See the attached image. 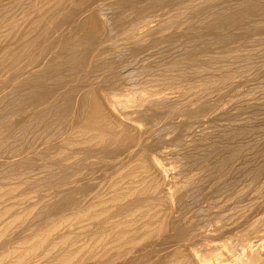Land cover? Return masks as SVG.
<instances>
[{"label": "bare ground", "instance_id": "obj_1", "mask_svg": "<svg viewBox=\"0 0 264 264\" xmlns=\"http://www.w3.org/2000/svg\"><path fill=\"white\" fill-rule=\"evenodd\" d=\"M230 3H234L236 4V6L231 7L232 5H230ZM164 4L176 5V9L178 12L175 14V16H173L170 22L167 20L169 23L165 19L164 22H166V25L165 23L161 24L160 21H158L156 25H151L153 21L149 20V18L147 17L148 14L159 11ZM216 14L222 16L218 18L216 17ZM263 15L264 0H0V144L3 146L7 143H10L11 145L13 144L12 142H14L13 145H15V143L17 144V148H6L4 150L3 154H6V156L5 158L3 156L4 159L2 161L5 164L3 166L5 167V170L7 172H20L22 175H20L18 178L21 179L25 174L24 171H26L27 169L30 170L32 167H35L37 165V161L45 159L44 157L47 155L52 156L51 159L55 158L54 155H62L63 161L71 156L74 157V155L84 156L89 153H96L101 157L112 154L119 157L125 154L126 156H128V158H132L133 155H135V152L131 151L132 147L128 142L136 141V143L133 144L140 147L142 146V141L149 140V137H154V140L151 138L153 140V143L150 148H158V150L160 151V153L158 154L167 155L168 151H165L164 149L166 148H164L163 146L161 147V145L164 142L166 143L164 137L165 134L168 133V130H171V132L173 131V133L175 132V137L173 138V140H175L178 146H175V149L178 148V150H175V154L178 152L176 156H174V158L176 157L175 159L184 160L185 158L188 159L189 157H194V154L196 156L194 159H196L197 162L192 161L193 165L195 163V173L193 171L192 164L190 163L191 160L190 162H188L185 159V161H187L188 163L187 165H189V163L191 164L190 168H192V170H190L189 172L193 173V175L189 174L191 177H182V175L179 174L178 176L181 177H178L177 174H175L178 181L172 182L176 179L171 180L172 176L168 172L169 168L165 169L167 167L165 166L164 168V166L161 165L158 160L153 159V156L150 158L146 157L147 155L145 154V149L140 147L143 150L136 152L137 157H135L137 158V160L134 157V164L136 163L134 168H132V166V169H130L131 171H129V173L127 170V176L122 174L123 177L126 176L124 177V179L121 178L123 181L119 180V178L122 177L121 175L118 178L116 177V180L118 179L120 181L117 182V185L119 184L118 186L120 188L117 187L115 182V186L118 188L117 193L118 191L121 192L115 194L114 199L111 195L112 192L110 190L109 191L111 193L109 194V196L104 195L106 197L108 196L109 199H111L109 201V199L106 198V200L108 199L110 203H113L111 201L116 200L114 203H116L117 201H123V203L125 204H121L120 207L116 205L117 209L116 212H114L116 213L115 217H117V219L119 220H116L115 223L112 222L114 223L112 224L114 225L113 228L110 227L111 229L109 228L110 230L108 229L107 232H105V227L101 226V228H98L100 229V232L103 231L102 228L105 229V231L102 232V235L98 234L97 236L99 237V239H102H100L101 242L99 241L100 244L98 243L99 247H96L98 244L94 239L93 240L96 244L94 242L93 243L94 245H96V248H94L93 244V246L86 243L84 244L86 245V247L88 245L90 246L89 248L93 247L97 250L98 255L95 254L94 256L97 255L96 257L92 255L94 258H97L92 264H138V259L144 257L147 259V261H149V258L151 257H148L150 256L148 254L151 253L156 246L160 247L161 251L163 252V255L160 254L162 255V258H160V256L158 257V259H162V261L159 260V262H162L163 264H264V142H261V140L259 139L260 137L262 138V136V139H264V134L259 136V138H256L258 140L253 141L251 139L255 143H252V141L250 140L251 142L249 141L248 143H244L246 145L241 144L242 146H238V144L235 143L237 145L235 147H233L232 145L227 146L226 144L222 143L224 141H218L221 138H217L218 140L216 141L215 138L211 139L210 136V139L205 138V136L203 137L195 131L196 129L194 127L196 125L194 126V124H197V127L198 125H201V119L199 118H201V116L202 118L204 117V110H206L204 109L205 105L201 104L203 106H198L199 104H197V102L200 99L196 102H191L190 99L185 100L181 98L182 96L179 97L180 94L178 95V93L175 95L171 92H164L163 90L156 94L153 93L154 95L152 94V97L150 95V97L153 99H149L148 97H138L135 100L130 101L131 105H127L124 104L125 102H121L120 104L122 108L121 106L120 108H130V113L127 114L124 112V110L123 112H119L121 110L120 108L117 109V111L119 110V113H117L113 100H110L111 97H109L110 99L107 97V95L101 89L102 85H99V82L103 80L104 77L107 81V78L109 76H112L115 79V76L120 77L119 75L133 76V74H136L137 71L134 68L136 67V65L140 66V62L141 64L144 63L145 43L147 41H150V39L152 42V39L154 38L155 40L153 39V43L160 49V46L164 43H175V45L177 43L178 45L181 44L180 46H183L181 40L186 43L187 41H189V37H193V39L195 37L194 41L201 42V44L204 43V46H222V49L226 50L227 52L228 48H225L226 45L228 43H231L236 38V36H232L233 33L231 32L241 31V36L245 35L248 37L247 33H249L250 31L248 25L251 24V21L261 19ZM124 19L125 22H123ZM182 19H184L183 22L181 21ZM195 22H198V24H195V26L198 25V27L194 26ZM181 23L184 26H187L185 30L173 35H162V33H164V30H174L177 28L179 29V27L182 25ZM192 31H197V33H194L196 34L195 36L192 35ZM159 35L161 36L159 37ZM117 37H120V40L116 41L115 38ZM201 44L198 46L204 47L203 45L201 46ZM223 46H225V49L223 48ZM210 47L212 48V46ZM202 49L200 48L201 53L203 50L205 51L206 47H204L203 50ZM149 51H146V53H149ZM217 51L219 52V50ZM189 55H191V53ZM226 58L227 57H225V59ZM213 60L215 59L213 58ZM211 65H209V67ZM188 71L189 70H187V72ZM141 73H143V71ZM136 77H138L137 74ZM161 77L162 76H160V78ZM224 78L225 77H223V79ZM120 79L122 80L121 77ZM160 80L162 82L170 81H168L167 79L162 80V78L159 79V81ZM171 83L172 82H170L169 85ZM92 84H95V86ZM110 94L111 93H109L108 96H110ZM185 95L187 94L185 93ZM188 98L189 97H187V99ZM162 108L167 109L164 115L158 114V110ZM121 116L123 117V119L120 118ZM139 122H142L145 125L144 129L141 128L140 130L139 128L138 130L136 124L137 126L140 125L138 124ZM239 126H242V124H240ZM250 128L252 127L250 126ZM256 128L255 132L259 129V131L262 130L261 127H258L259 129L257 128V130ZM224 129L225 130L222 129V131H226V127ZM231 129H229L231 133L230 135L226 136L228 133H223L226 136V139H224L226 143H229L230 141L232 142L237 136L239 137L241 135H244V130L246 131V129L242 130L241 128L237 130ZM231 131H233V133ZM252 131H254L253 128L250 129V132L248 131L247 136H249V133L251 134ZM259 133H255L253 135L256 136L257 134L258 136ZM218 134H221V132H217V135ZM214 135H216L215 132ZM251 136L249 137L251 138ZM241 137L243 138L244 136ZM221 148L223 150H221ZM218 149H220L221 152ZM192 152L195 153L191 154ZM178 156L180 157L178 158ZM15 157L18 158L15 159ZM212 158L219 159L220 161L222 159V161L220 162L221 165L217 166L212 163V166L210 167V169H213L215 166H217L218 171L216 172L218 173L222 170V167H227L228 164H230L231 167L237 166V169L246 170L249 168L248 170H246L247 182H243L246 184H242V189L238 188L239 190L235 191L234 189L236 185L233 184L238 183L240 180L236 181L235 178H231L232 183H230V180H226L228 181L226 183H229V185L224 184L223 187L221 185L222 188L220 190L217 189L216 191H214L215 194L214 192H210L213 190V187H208L212 188V190L210 191H207L206 189L208 188L206 187L205 193L202 192L203 188L205 187L204 183L206 181V177L210 178L208 176H212V174H209L210 172H208L209 175L206 174V171L210 166V162L208 161ZM259 158L261 159L260 163L256 167L255 165H252L257 163ZM45 161H47V157ZM68 161H66V163ZM79 161L82 163L81 160ZM179 162L181 163L183 161ZM122 163L123 162L119 163L117 167L122 168L120 167V164ZM216 163L217 162H215V164ZM59 164H46L42 166L39 165V172L41 174H45L44 178H39L38 180L32 182L33 184L44 183L47 186H50L49 190H47V193L43 194V197L37 200V202L39 200L40 201L37 204L34 203L35 208L39 206V212L37 213V216L47 214L45 219L48 218L49 222V219H51L50 217L54 215H57L58 217L62 214L66 216L69 215L66 218L70 219V216H72L76 219L78 217H81V212H83V216H85L91 208L90 206H87L90 208L88 210V208L86 207V209V204L84 205V203L88 202L85 197H87L86 194L89 190L87 186L92 180V173H85L81 170V172H83L82 174L79 171L80 168L77 164L72 167L66 165V168L67 166L70 167H68V170H73L72 168H79L78 174H63L64 172H66L64 171V169L62 170L63 165L61 166V164L63 163L59 162ZM122 166H124V164H122ZM184 166L185 165L183 164L180 167ZM178 167L179 165L177 166V168ZM219 167H221V169ZM126 168H128V166ZM186 169L189 170V167ZM228 169L231 170L230 167ZM40 170H42V172ZM134 170L136 172H134ZM226 170H224V172H226ZM172 171L170 173H172ZM30 172L32 173L31 170ZM137 172L138 174L136 175ZM132 174H135L138 180H136V178L133 179L132 177L135 176H132ZM241 174L245 176L244 172ZM27 175H29V173H27ZM33 175H36V173ZM223 175L225 174H221L222 177H224ZM230 175H232V173ZM213 176L214 178L216 177L215 174H213ZM225 177H227V175ZM8 178H10V176ZM224 179L225 178H223V180ZM216 181L218 180L216 179ZM216 181L215 184L217 185L218 182ZM107 184L105 185V187L107 186ZM230 184L233 187H231ZM213 185L211 184V186ZM116 187L114 188L115 190L117 189ZM219 187L220 186L214 188L216 189ZM230 187L235 191H232L235 195V198L241 200L237 203L232 201V204L236 203L237 207L235 206L236 214L234 215L236 219H234V222L232 220L231 224L235 223L237 218V222L239 223V220L241 218L240 222H242L243 220V225L245 226V233H243L244 237H242L239 243L236 242L238 243L236 245L230 247L227 246L226 248L221 245L223 247L222 249L225 248L224 250L226 252L224 253L218 252L221 248L208 245V248L203 247L202 249L201 246H198L200 245L199 242L202 243V241L216 236L217 234H221L226 230L225 227L227 226V224L226 222L224 223L226 219L223 218L224 214L219 216V213L217 214L216 212L221 210L220 208H222V204H226H224V199L227 200V193H229L231 190ZM106 191H108V189ZM192 193L193 195L189 196V194ZM90 195L91 194H89L88 197ZM146 195L147 197L145 198ZM187 196H189L188 200H190V202L187 201L188 204H186V202L184 201ZM97 197L98 196L95 195V199ZM229 198L232 199L233 197L228 196V199ZM235 198L233 200L237 201ZM98 200L99 199H97V201ZM106 200L104 202L103 200L102 202L100 200V202L104 204L105 202L108 203V201ZM147 201H150L149 204L154 205L153 208H150L151 205L150 207L148 206L150 208H147L149 209V212L160 208V211L155 212L156 217H161L159 218L161 225L158 226V228L156 226L155 229H153V227L155 226L154 224L151 229H145V227L143 229L141 228V226H136V228L139 227L140 229L134 228L131 230H124L129 225L131 220H133L135 217H138L139 219V215H141L140 210L142 211V209L138 210V212L140 213H138L139 215L137 214V216L129 221V219L134 216L133 213L136 210L134 209L133 211L130 208L133 209L134 207H138L144 209V207L139 206H143L142 202L146 203ZM228 203L226 204L227 210H229ZM232 204L230 203V205ZM233 205L232 207H230L231 209L234 208ZM94 206L95 205H93L92 208L96 209L97 207ZM123 206L124 208H126V210L124 209V212L122 211ZM35 208H32V210L34 211ZM98 208L100 209L99 206ZM112 208L110 210H113ZM235 208L233 210H235ZM84 209L86 210L84 211ZM147 209H144V213L148 212L146 211ZM216 209L219 210L217 211ZM214 210L216 211L213 212ZM2 213L3 212H1V214ZM125 213L127 215L123 217ZM147 214H144L145 219L147 217ZM18 215L16 216V218L19 217ZM128 216L131 217L127 218ZM229 216L228 219L232 217ZM125 217L126 219H128L129 223L127 222V220H125L124 222H126L127 226L122 227L124 229L120 230L121 225H126L122 224L123 221L121 220ZM110 218H112L110 219L111 221L115 220H113V215L112 217L110 216ZM149 218L150 220L154 219V217L152 218V216ZM228 219L226 220L228 221ZM52 221L53 220L51 219V222ZM111 221H106V223L108 222L110 226H112L110 223ZM137 221L139 220L136 219V225L140 222ZM39 222H41V220H39ZM84 222L86 223V221ZM132 222H134L135 224V220ZM9 223L11 224L8 225L12 226L14 221ZM44 223H46V221ZM44 223L43 226L46 227L47 223ZM52 223L51 226L53 225ZM106 223L104 222L102 224H104V226H108L109 224ZM147 223L145 222L144 224L147 225ZM238 223H235V225ZM49 224L50 223H48V227L50 226ZM231 224L230 226H232ZM91 225L92 224H90V226L88 227L90 228ZM7 226L2 229L0 228V232H6L9 228ZM55 226L56 224L54 225V227ZM54 227L52 226L51 228ZM234 227L235 226H233L232 228ZM241 227L240 230H243L244 228L242 229ZM130 228H132V226H128V229ZM40 229H42V227ZM43 229L41 230L42 232ZM34 230L35 229H33V232ZM44 230L46 231V229ZM56 230L57 229H55V231ZM233 232L236 233V231ZM2 233L1 235H3ZM64 233L65 232H63V234L61 233L60 235L57 234L58 236L56 237H54L55 235H53L52 237L54 238H52L50 242L47 241L50 244L49 247L51 248V250L57 249V252H54V254L52 252V257L50 256L51 252L47 254L49 255V257H51L49 263L47 262L48 264H62V261H66L64 259H67L71 256L70 252L66 248H68L67 244L72 240L68 236L67 232L66 234ZM127 234H130L131 236H127ZM106 235H112L110 240L112 238L113 239L106 242L110 237H107ZM86 237L85 239H87ZM40 240L43 242L42 239ZM209 240L211 243V239ZM192 241H199L197 242L198 245L196 244V246H198L199 250L201 248L200 251H198L196 246L195 248L197 250H194L193 247H191ZM194 242L192 246H194ZM214 242L217 241H213V243ZM220 244L221 243L219 242V245ZM31 246L26 248L22 246L23 249H19L21 252H19L20 254L17 255V259L20 258L24 261V259L27 260V258L35 253L36 250L34 252L32 251L36 248L35 242L34 245L32 247ZM69 246H71L69 247V249L72 248V246L74 247V245L72 244ZM37 250H39L38 247ZM64 250L67 251L65 252ZM73 250L71 251H77ZM62 251H64V253ZM92 252L93 250L89 251L88 254H91ZM155 252L157 253V251ZM7 254L10 253L7 252ZM74 255H76V253ZM76 256L73 257L74 259L70 260L71 264H83V257L81 256V258L79 257L80 259H75ZM151 256L156 257V255L154 256L152 254ZM4 259V261H6L8 257L7 259ZM154 259L152 258L149 264L151 262H153L154 264ZM147 261L146 264H148ZM66 262H68V260ZM4 263L6 262H3V264Z\"/></svg>", "mask_w": 264, "mask_h": 264}, {"label": "rangeland", "instance_id": "obj_2", "mask_svg": "<svg viewBox=\"0 0 264 264\" xmlns=\"http://www.w3.org/2000/svg\"><path fill=\"white\" fill-rule=\"evenodd\" d=\"M221 1H227V0H221ZM228 1H230V0H228ZM234 2V1H233ZM169 5V6H168ZM230 5H232L231 7H235L236 6V4H234V3H230ZM169 7H171V8H169ZM173 8V9H172ZM175 8V9H174ZM177 6L176 5H173V4H164L162 7H161V9L159 10V11H157V12H154V13H151V14H148V18H149V20L151 21H153L152 23H151V25L153 24V25H156L157 24V22L158 21H160V23L161 24H164L165 23V25H166V22H164L165 21V19H166V21L168 20L169 22H170V20H172V18H173V16H175V14L178 12L177 11ZM163 9V10H162ZM167 9V10H166ZM170 9V10H169ZM227 9H229V8H227ZM173 11H174V13H173ZM160 12V13H159ZM221 12V11H220ZM156 13H158V14H156ZM222 15H217L216 14V17H218V18H220ZM214 17V16H213ZM264 15L262 16V18L261 19H258V20H255V21H251V24L250 25H248L249 27V33H247L248 34V37L247 36H241V34H242V32L241 31H236V32H231V33H233L232 34V36H236V38L231 42V43H228L227 45H226V47L225 46H223V48L225 47L226 49H227V52H226V50H223L222 49V46H217V45H215V47H214V45H208V46H204L203 44H201V42H198V41H194L195 40V37H194V39H193V37L191 38V37H189L188 38V40L189 41H187L186 43H184L183 42V40H181L182 41V45L183 46H180L181 44H177L176 43V45H175V43H173V44H168V43H164V44H162L161 46H160V49L153 43L154 42V40L152 39V42H151V39H150V41H147L146 43H145V52H144V54H145V61H144V63L143 64H141V62H140V66H138V65H136V67L134 68L136 71H137V76L138 77H136V74H133V76H131V75H125V76H121V75H119L121 78H122V80L120 79V77H118V76H115L116 78L114 79V77H112V76H109L108 78H107V81H106V79H105V77L103 78V80H101L100 82H99V85L101 86L102 85V87H101V89H102V91L107 95V97L109 98V97H111V99L110 100H113V102H114V105H115V109H116V111H117V109H119L120 108V106H121V102H125L124 104H127V105H131V102L130 101H132V100H135L136 98H138V97H143V98H151L152 97V94L153 93H158V92H160V91H163L164 90V92H167V93H169V92H171V93H173V94H177L178 93V95H179V97H181L182 99H185V100H191V102H196V101H198L199 99L200 100H202V101H198L197 102V104H199L198 106H200L201 104H203V105H205V107H204V109H206V110H204L205 111V114H203V118H202V116H201V118H199V119H201V125H198V127H197V124H194V128L196 129H194L198 134H200L201 136H205V138H209V136H210V138L211 139H216V141L219 139V138H221L220 140H218V141H224V142H222L223 144H226L227 146H233V147H235V146H237L236 144H238V146L240 145V146H242L244 143H248L251 139L253 140V141H255V140H258V139H256V138H259V136H261L262 134H264ZM155 19V20H154ZM163 20V21H162ZM167 21V22H168ZM182 22L184 21V19H182L181 20ZM180 21V22H181ZM259 21H261V22H259ZM123 22H125V19L123 20ZM168 22V23H169ZM257 22V23H256ZM263 22V23H262ZM182 24V23H181ZM195 24H198V22L196 23H194V26H195ZM125 26V25H124ZM186 27L187 26H184L183 24L179 27V29L177 28V29H174V30H172V29H167V30H164V33H162V35L163 36H165V35H168V34H176V33H179V32H181V31H183V30H185L186 29ZM195 27H198V25H196ZM238 30V29H237ZM169 32V33H168ZM192 35L193 36H195L196 34H194V33H197V31H192ZM246 34V35H247ZM158 35V34H157ZM161 35H159V37H160ZM250 36V37H249ZM155 37V36H154ZM157 37V36H156ZM243 37V38H242ZM244 37H246V38H244ZM196 39H197V37H196ZM244 39V40H243ZM115 40L116 41H118V40H120V37H117V38H115ZM121 43V42H120ZM149 44V45H148ZM188 44V45H187ZM201 44V46L203 45L204 47H206V49H205V51L203 50L204 49V47H200V46H198V45H200ZM186 45V46H185ZM120 46V45H119ZM118 46V47H119ZM210 46H212V48L210 47ZM149 47V48H148ZM180 47V48H179ZM197 47V48H196ZM209 49H208V48ZM177 48H178V50H177ZM200 48L203 50L202 51V53L200 52L201 50H200ZM224 48V49H225ZM149 49H150V51H149ZM153 49H155V50H153ZM169 49V50H168ZM174 49V50H173ZM183 49V50H182ZM186 51H185V50ZM242 49H244V50H242ZM152 50V51H151ZM156 50H157V52H156ZM158 50H160V51H158ZM165 50V51H164ZM173 50V51H172ZM198 50V51H197ZM215 50V51H214ZM217 50H219V52L217 51ZM146 51H149V53L147 52L146 53ZM185 51V52H184ZM210 51V52H209ZM252 51V52H251ZM155 52V53H154ZM159 52V53H158ZM182 52V53H181ZM189 52V53H188ZM193 52V53H192ZM209 52V53H208ZM244 52V53H243ZM251 52V53H250ZM254 52V53H253ZM166 53V54H165ZM181 55H180V54ZM186 55H185V54ZM191 53V55H189ZM206 53V54H205ZM197 54V55H196ZM199 54H201V55H199ZM203 54V55H202ZM229 54V55H228ZM173 55V56H172ZM211 55V56H210ZM213 55V56H212ZM216 55H219V56H216ZM179 56V57H178ZM182 56V57H181ZM185 56V57H184ZM208 56V57H207ZM221 56V57H220ZM148 57V58H147ZM201 57V58H200ZM225 57H227L226 59H225ZM250 57V58H249ZM260 57H263V58H260ZM168 58V59H167ZM203 58V59H202ZM213 58L215 59V60H213ZM218 59V61H217V59ZM261 60H259V59ZM156 59H157V61H156ZM221 59V60H220ZM185 61V62H184ZM189 61V62H188ZM252 61V62H251ZM176 62V63H175ZM219 62H221V63H219ZM203 63V64H202ZM209 63V64H208ZM225 63V64H224ZM212 64V65H211ZM218 64H220V65H218ZM203 67H202V66ZM209 65H211L210 67H209ZM218 65V66H217ZM247 66V67H246ZM205 67H207V68H205ZM166 68H170V69H166ZM205 68V69H204ZM142 69V70H141ZM144 69V70H143ZM148 69V70H147ZM151 69V70H150ZM216 69H217V71H216ZM248 69V70H247ZM139 70V71H138ZM146 70V71H145ZM187 70H189L188 72H187ZM143 71V73H141ZM144 71H145V74H144ZM150 71V72H149ZM139 72V73H138ZM149 72V73H148ZM160 72V73H159ZM181 72V73H180ZM162 73V74H161ZM165 73V74H164ZM170 73V74H169ZM173 73H175V74H173ZM177 73H179V74H177ZM173 74V75H172ZM193 74V75H192ZM212 75V76H211ZM144 76V77H143ZM158 76H159V78H158ZM160 76H162L161 78H162V80H165V79H167L168 81L170 80V79H172V78H176V79H172V80H170L169 82H162L161 80V82L159 81V79H161L160 78ZM230 78H229V77ZM143 77V78H142ZM157 77V78H156ZM167 77H169V78H167ZM205 77V78H204ZM223 77H225L224 79H223ZM132 78V79H131ZM142 78V79H141ZM164 78V79H163ZM210 78V79H209ZM232 78V79H231ZM110 79V80H109ZM112 79V80H111ZM213 80V81H212ZM2 81V80H1ZM95 81V80H94ZM112 81V82H111ZM114 81H116V82H114ZM120 81V82H119ZM173 81H174V83H173ZM211 81V82H210ZM231 81V82H230ZM93 82V81H92ZM102 82V83H101ZM170 82H172L170 85H169V83ZM213 82V83H212ZM214 82H215V84H214ZM158 83H159V85H158ZM166 83H168V84H166ZM181 83V84H180ZM205 83V84H204ZM220 83V84H219ZM1 84V83H0ZM180 84V85H179ZM92 85H94L95 86V84H92ZM104 85H107V86H104ZM163 87H162V86ZM168 85V86H167ZM207 85V86H206ZM212 85H214V86H212ZM161 86V87H160ZM172 86V87H171ZM211 86V87H210ZM159 87V88H158ZM205 89H204V88ZM182 88V89H181ZM202 88V89H201ZM177 89V90H176ZM181 89V90H180ZM174 90V91H173ZM108 91H110V92H108ZM199 93H198V92ZM203 91V92H202ZM109 93H111L110 94V96H108V94ZM185 93L187 94V95H185ZM196 93V94H195ZM195 94V95H194ZM150 95H151V97H150ZM154 95V94H153ZM189 95V96H188ZM207 95H208V97H207ZM243 95V96H242ZM245 95V96H244ZM200 96V97H199ZM239 96V97H238ZM240 96H242V97H240ZM113 97V98H112ZM156 97V96H155ZM187 97H189L188 99H187ZM191 97V98H190ZM148 99V100H149ZM151 99H153V98H151ZM257 101H256V100ZM116 100V101H115ZM119 101V103H118V101ZM245 101V102H244ZM248 103H247V102ZM127 102V103H126ZM211 102V103H210ZM214 102V103H213ZM244 102V103H243ZM250 102V103H249ZM117 103H118V105H117ZM255 103V104H254ZM234 105V106H232V105ZM118 107H117V106ZM203 105H201V106H203ZM209 106V107H208ZM236 106V107H235ZM221 107V108H220ZM260 107V108H259ZM121 108H122V106H121ZM120 108V109H121ZM197 108V107H196ZM249 108V109H248ZM217 109H219V110H217ZM122 110V111H121ZM119 112H123V110H124V112L125 113H127V114H129L130 113V108H126V109H121ZM126 110V111H125ZM129 112H128V111ZM239 110V111H238ZM247 110V111H246ZM117 111V113H119ZM165 111H167V109H165V108H162V109H160V110H158V114H161V115H164L166 112ZM224 111H226V112H224ZM258 111V112H257ZM160 112H162V113H160ZM206 112H207V114H206ZM254 112V113H253ZM260 112V113H259ZM256 113V114H255ZM258 113V114H257ZM210 114V115H209ZM248 114V115H247ZM209 115V116H208ZM245 115V116H244ZM250 115V116H249ZM208 116V117H207ZM220 116V117H219ZM223 116V117H222ZM233 116V117H232ZM244 116V117H243ZM258 116V117H257ZM217 117V118H216ZM262 117H263V119H262ZM121 119H123V117L121 116L120 117ZM236 118V119H235ZM243 118H245V119H243ZM207 119V120H206ZM242 119V120H241ZM262 119V120H261ZM203 120V121H202ZM227 121H228V123H227ZM241 121V122H240ZM203 122V123H202ZM240 122V123H239ZM246 124H245V123ZM220 123V124H219ZM226 123V124H225ZM252 123V124H251ZM138 124H140V125H138L137 126V124H136V127L138 128V130H139V128H140V130H141V128L142 129H144V127H145V125L142 123V122H139ZM218 124H219V126H218ZM229 124V125H228ZM235 124H236V126H235ZM240 124H242V126L243 127H246V128H243L242 126H239ZM215 125V126H214ZM230 127H228V126ZM260 125V126H259ZM226 127V131H222V129L223 130H225L224 128ZM233 126H235V127H233ZM250 126L254 129V131H252L251 132V134L249 133V136H251V135H253V134H255V133H259V135L257 136V134H256V136H251V138L249 137V136H247L248 135V131L250 132V129H252V128H250ZM256 126H257V128L259 127H261V131H259V130H257V128H256ZM233 127V128H232ZM237 127V128H236ZM198 128V129H197ZM209 128V129H208ZM211 128V129H210ZM232 128V129H231ZM239 128H243V129H246V131L244 130V135H241V136H244L243 138L241 137V136H237V137H235V139L231 142H229V143H226V141L224 140V139H226V136H228V135H230L231 133H230V130L229 129H231V130H237V129H239ZM247 128H249V129H247ZM255 128H256V130L258 131H256L255 132ZM213 129V130H212ZM229 131H228V130ZM242 129V130H243ZM204 130V131H203ZM219 130V131H218ZM221 130V131H220ZM248 130V131H247ZM218 133H220L221 132V134H218L217 135V132ZM228 131V132H227ZM200 132V133H199ZM214 132H215V134L217 135H214ZM232 133H233V131H231ZM246 132H247V134H246ZM205 134V135H203V134ZM226 134V133H228L226 136L224 135V134ZM206 134H208V135H206ZM210 134V135H209ZM214 135V137H213V135ZM246 134V135H245ZM212 135V136H211ZM1 137V136H0ZM175 137V132L173 133V131L171 132V130H168V133L167 134H165V141H166V143L164 142L162 145H161V147L163 146L164 148H166V149H164L165 151H168V153H167V155H160V154H158V153H160V151L158 150V148H154V147H152V148H150L151 146H152V143H153V140H154V137L152 138V137H149V140H146V141H142V146H140L141 148H143V149H145V154L147 155L146 157H148V158H150V157H154L153 159H155V160H158V162H160V164L161 165H163L164 166V168H165V166L167 167V168H165V169H168V172H169V174H171V176H172V178H171V180H174V179H176V180H174V181H172V182H177L178 180H177V178H176V175L175 174H177V176L180 174V175H182V177H191L189 174H191V175H193V173H190L189 171L190 170H192V168H190L191 167V164L193 163L192 161H196V159H194L196 156H195V152H192L191 154H194V157H189L188 159L187 158H185L188 162H190V160H191V164L189 163V165H187L188 163H187V161H185V159L184 160H178V159H175L174 158V156H176V154L178 153H176L175 154V150H178V148L177 149H175L176 147H178L177 146V144H176V142H175V140H173V138ZM240 137H241V139H240ZM250 139H249V138ZM153 140H152V139ZM163 138V139H164ZM166 138H168V139H166ZM172 138V139H171ZM209 138V139H210ZM218 138V139H217ZM223 138V139H222ZM248 138V139H247ZM262 138H263V136H262ZM261 137L259 138L260 140H261V142H264V139H262ZM242 140H243V142H242ZM246 140V141H245ZM251 140V141H252ZM259 140V141H260ZM150 141H152V142H150ZM250 141V142H251ZM252 141V143H255V142H253ZM127 142V141H126ZM233 142H234V144H233ZM13 144H14V142H12ZM129 144H131L130 146L132 147V149H131V151H133V152H135V155H133V157L132 158H128V156H126L125 154H123V155H121V156H119V157H117L116 155H114V154H112V155H107V156H104V157H101L99 154H96V153H93V154H91V153H89V154H87V155H84V156H80V155H74V157L73 156H71V157H69L68 159H66V160H62V155H60V156H58L59 154H57V155H54L55 156V158H52L51 159V157L52 156H50V155H47V156H45L44 158L46 159V157H47V161H45V159H41V160H39V161H37V165L35 166V167H32L30 170L32 171V173L30 172V170L29 169H27L26 171H24V173L26 174H24V176H23V178H18L20 175H22L20 172H7L6 170H5V167L3 166V165H5L4 163H3V159L5 158V156H6V154H3L4 153V150L6 149V148H17V144L15 143V145H13V144H11L10 145V143L8 144H6V145H1L0 144V147H1V149H0V156H1V154H2V159H1V157H0V210H2V211H0V215H1V219H0V228L2 229V228H5L8 224H11V223H9V222H13L14 221V223L12 224V226H11V228H10V226L8 225L7 227H9L8 228V230L6 231V232H4V233H2V232H0V263H2L3 264V262H6L7 264H12V262H13V264H29V263H31V261H32V263L31 264H44L45 262V264H48L49 263V261H50V258L53 256L52 255V252H53V254H54V252H57L56 250L57 249H55V250H51V248L49 247L50 246V244H49V242H50V240L52 239V238H54V237H56V236H58L57 234H63V232H65L64 234H66V232H67V234H68V236L70 237V239L72 240L71 242H69L68 244L69 245H74V247L72 246V248H70L69 249V247H71V246H69L68 244H67V247L68 248H66V249H68V251L70 252V257H68L67 259H64V260H68V262H66V261H62V264H65V263H69V264H71V262H70V260L71 259H74L73 257L74 256H76L75 257V259H78L79 257L81 258V256L83 257V264H92V263H94V260H96L97 258H94V257H96L98 254H97V250L96 249H94V248H96V247H99V241H100V239H99V237H97L98 236V234H101L102 235V232H104L105 231V229H106V231L105 232H107L108 231V229L110 228V227H112L113 228V226L114 225H112V224H114L115 223V221L117 220H119V219H117V217H115L116 216V209H117V206L118 207H120L121 206V204H125V203H123V201H117L116 203H114L115 201H111V202H113V203H110L109 201L111 200V199H109V194L112 192V197H113V199H114V196H115V194H118L119 192H121V191H118V193H117V190H118V188H120L118 185H117V182H120L122 179L121 178H123L124 179V177H126L127 175V170H128V173H129V171H131L130 169H132V168H134V166L136 165V163L134 164V162H135V159H134V157L136 156L137 157V151H140V150H143V149H141L139 146H135V144H133V143H136V141L134 142V141H132V142H128ZM151 143V144H150ZM236 143V144H235ZM126 144V143H125ZM175 144V145H174ZM229 144V145H228ZM242 144V145H241ZM134 145V146H133ZM244 145H246V144H244ZM6 146V147H5ZM176 146V147H175ZM225 146V145H224ZM223 146V147H224ZM3 150V151H2ZM172 150H174V151H172ZM218 150H220V149H218ZM217 150V151H218ZM221 150H223L222 148H221ZM221 150H220V152H221ZM170 151V152H169ZM142 152V151H141ZM174 153V154H173ZM203 154V153H202ZM3 156H4V158H3ZM53 156V157H54ZM57 156V157H56ZM93 156H95V157H93ZM191 156V155H190ZM193 156V155H192ZM84 157H86V158H84ZM93 157V158H92ZM121 157V158H120ZM135 157V158H136ZM156 157V158H155ZM166 157V158H165ZM170 157V158H169ZM180 156H178V158H179ZM223 157V156H222ZM16 158H18V157H15V159ZM118 158H120V159H118ZM127 158V159H126ZM147 158V159H148ZM191 158V159H190ZM49 159V160H48ZM61 160V161H60ZM69 160V161H68ZM72 160V161H71ZM79 160H81L82 161V163L79 161ZM102 160H106V161H102ZM120 160H121V162H123L122 164H124V166H122V164H120L121 166L120 167H122V168H118L117 167V165L119 164V163H121L120 162ZM132 160H134V161H132ZM136 160H137V158H136ZM169 160V161H168ZM176 160V161H175ZM178 160V161H177ZM211 160H213V161H211ZM211 160H209L208 162H210V166H209V170L207 169V171H206V174H208V172H210L209 174H212V176L210 175V176H208V175H206V176H208V177H210V178H207L206 177V181H205V183H204V188H203V190H202V192L203 193H205V189H206V187L208 188V187H213V190H212V188H208V189H206L207 191L209 190H212V191H210V192H214V191H216L217 189H221L223 186H224V184L225 185H229V183H226V182H228L229 180L231 181L232 179L231 178H235V180L236 181H238V180H240L238 183H236V184H233V185H236L237 186V189H236V186H235V191L237 190H239V189H242L241 187H242V184H246V183H243V182H247V174H246V170H248V169H246V170H244V169H237L238 167L237 166H232L231 167V165L230 164H228V166L225 168V167H222V170L221 171H219V173L218 172H216V171H218L217 169H218V167L217 166H219V165H221L220 164V162L222 161V159H221V161L219 160V159H211ZM260 158L258 159V161H257V163H255V164H252V165H255V167L260 163ZM45 161V162H44ZM66 161H68L67 163H66ZM109 161V162H108ZM179 161H183V162H179ZM54 162V163H53ZM59 162L61 163H63V164H61V166L63 165V167H62V170L64 169V171H66V172H64L63 174H74V173H76V174H78V172L80 171L81 172V170L83 171V172H85V173H92V180H93V182H92V180L90 181V183H89V185L87 186L88 187V192H87V194H86V196L87 197H85V199L88 201V202H86V203H84V205H85V208L87 207V206H90V207H87L88 208V210H89V208H90V210H89V212H87L86 213V215L85 216H83V212H81V217H78V218H76L75 219V217H72V216H70V219L69 218H66V217H68V216H66V215H59L58 217H57V215H54V216H52V217H50L53 221V223L51 222V219H49L50 220V222L48 221V218L47 219H45L46 218V216H47V214H43V215H41V216H37V213L39 212L38 210H39V206H37V208H35V204L34 203H38L37 202V200L38 199H41V197H43V194H46L47 193V190H49V188H50V186H47L46 184H33L32 182H34V181H36V180H38L39 178L40 179H43L44 178V175L45 174H41L40 172H39V167L40 166H42V165H55V164H59ZM78 162V163H77ZM87 162V163H86ZM115 162V163H114ZM132 162V163H131ZM186 164H185V163ZM197 162V161H196ZM215 162H217L216 164H215ZM49 163V164H48ZM65 163V164H64ZM72 163V164H71ZM78 164V166H79V168H72L73 170H68V167L70 166V167H72V166H75V165H77ZM81 163V164H80ZM163 163V164H162ZM180 163V164H179ZM185 165L184 167H180V166H182L183 164ZM214 164V165H217V166H215V167H217V168H213V169H210V167L212 166L211 164ZM80 164V165H79ZM88 164H89V166H88ZM129 164H130V166H129ZM134 164V165H133ZM165 164V165H164ZM173 164V165H172ZM179 165V169L177 168V166ZM182 164V165H181ZM3 167H2V166ZM40 165V166H39ZM60 165V164H59ZM66 165H69V166H67V168H66ZM169 165V166H168ZM230 165V166H229ZM65 166V167H64ZM82 166H84V167H82ZM115 166V167H114ZM128 166V168H126ZM133 166V167H132ZM189 167V170L188 169H186V168H188ZM69 167V168H70ZM82 167V168H81ZM132 167V168H131ZM186 167V168H185ZM192 167H193V171H194V167H195V163H194V165L192 164ZM230 167V169L231 170H229L228 168ZM37 168V169H36ZM86 168V169H85ZM170 168H172V169H170ZM174 168V169H173ZM196 168V167H195ZM220 169H221V167H219ZM235 170H234V169ZM66 169V170H65ZM78 169H79V171H78ZM124 169V170H123ZM216 169V170H215ZM219 169V170H220ZM226 170V172H224V170ZM5 170V171H4ZM34 170V171H33ZM36 170H38V171H36ZM85 170V171H84ZM114 170V171H113ZM119 170V171H118ZM136 170V169H135ZM134 170V172H136ZM173 170V171H172ZM177 170H178V172H177ZM188 170V171H187ZM210 170H212V171H210ZM215 172H214V171ZM36 171V172H35ZM41 172H42V170H40ZM68 171V172H67ZM172 171V173H170ZM240 173H239V172ZM83 172H81L82 174H83ZM117 172H119V173H117ZM134 172H132V173H134ZM175 172V173H174ZM181 172V173H180ZM224 172V173H223ZM230 172V173H229ZM244 172V174H245V176L243 175V174H241V173H243ZM27 173H29V175H27ZM36 173V175H33V174H35ZM107 173V174H106ZM174 173V174H173ZM183 173V174H182ZM194 173H195V171H194ZM232 173V175H230ZM236 173V174H235ZM238 173V174H237ZM42 176H41V175ZM80 174V173H79ZM122 174L123 175H126V176H122ZM138 174V172L136 173V175ZM213 174H215V176L217 177H215L214 178V176H213ZM220 174V175H219ZM221 174H225V175H223L224 177H222L221 176ZM229 174V175H228ZM239 174H240V176H239ZM104 175V176H103ZM122 176V177H120L119 178V180L117 179L116 180V177L118 178L119 176ZM135 176V177H132V176ZM136 175L135 174H132V178L134 179V178H136V180H138V178L136 177ZM188 175V176H187ZM227 175V177L229 178H227V177H225ZM4 176V177H3ZM10 176V178H8ZM110 176H111V178H110ZM229 176H233V177H229ZM7 177V178H6ZM178 177H181V176H178ZM214 178V179H212V178ZM239 179H238V178ZM243 177V178H242ZM110 178V179H109ZM220 180H219V179ZM223 178H225L224 180H223ZM109 179V180H108ZM212 181V183H211V181ZM216 179L218 180V181H216ZM243 179V180H242ZM245 179V180H244ZM24 180V181H23ZM28 180V181H27ZM214 180V181H213ZM226 180H228V181H226ZM21 181V182H20ZM109 181V182H108ZM123 181V180H122ZM124 181H126V180H124ZM210 181V182H209ZM215 181L216 182H218L217 183V185L218 186H220L219 188H214V187H218L216 184H215ZM235 181V182H236ZM242 181V182H241ZM26 182V183H25ZM115 182H116V185H117V187L115 186ZM211 183L213 186H211V184H209V183ZM214 182V183H213ZM222 182V183H221ZM224 182V183H223ZM31 183V184H30ZM108 183V184H107ZM230 183H232V181L230 182ZM107 184V186L105 187V185ZM220 184V185H219ZM36 185V186H35ZM111 185V186H110ZM208 185H210V186H208ZM221 185H222V187H221ZM231 185V184H230ZM30 188H29V187ZM34 186V187H33ZM27 187V188H26ZM33 187V188H32ZM39 187V188H38ZM98 187V188H97ZM117 188L116 190L114 189V188ZM231 187H233L232 185H231ZM230 187V188H231ZM105 188V189H104ZM239 188V189H238ZM108 189V191H106ZM111 192H110V191ZM120 190V189H119ZM234 190H232V188H231V190H230V192H229V188H228V192L229 193H227V200L226 199H224V204L226 203H228L229 202V200L231 199V198H229L228 199V196H230V197H233L231 200H230V202L228 203L229 205H228V209L229 210H227V205L225 204V205H221V207L222 208H220L221 210L220 211H218L217 209V211L218 212H216L217 214L219 213V216L220 215H222V214H224V216H223V218H226V219H228V216H229V214H230V216H232V217H230L229 219H228V221L225 219V221H224V223L226 222V224H227V226L225 227L226 228V230H225V232H223V233H221V234H217L218 235V237H217V235L216 236H213V237H211V238H208V239H206L205 241H202V243L201 242H199V241H192V243H191V247H193V249L194 250H197L198 249V251H200L201 250V248L203 249V247L205 248V247H207L208 248V246H212V247H218V248H223V247H230V246H233V245H236V244H238L239 243V241L242 239V237H244V234L243 233H245V226L243 225V220H242V222H240V220H241V218H240V220H239V223L237 222V220H238V218H237V220H236V222L235 223H238V224H236L235 225V223H233V224H231V221L233 220V222L235 221L234 219H236V217H234V215L236 214V208H235V206L237 207V205H236V203L238 202V201H241V200H239L238 198H235V195L233 194V192H235ZM206 191V192H207ZM233 191V192H232ZM106 194H105V193ZM116 192V193H115ZM232 192V193H231ZM217 193V192H216ZM89 194H91L89 197H88V195ZM207 194V193H206ZM214 194H215V192H214ZM231 194V195H230ZM233 194V195H232ZM95 195L96 196H100L99 198L97 197L96 199H95ZM104 195H108L107 197L106 196H104ZM191 195H193V193L192 194H189V196H191ZM189 196H187L186 197V199L184 200L185 202H186V204H188L187 203V201H189L190 202V200H188V197ZM103 197V198H102ZM105 197V198H104ZM112 197H110V198H112ZM147 197V195L145 196V198ZM92 198H93V200H92ZM106 198H108L109 199V201H108V199L106 200ZM191 198V197H190ZM236 199L237 201H234L233 199ZM95 199V200H94ZM97 199H99L98 201H97ZM108 201V203L110 204H108L107 202H105V204L104 203H101L102 202V200H103V202L105 201ZM112 199V200H113ZM264 199V198H263ZM100 200H101V202H100ZM226 200V201H225ZM232 201L233 202H236V203H233V204H235V205H233L232 204ZM261 201H262V199H261ZM90 202V203H89ZM93 202V203H92ZM96 204H98V205H96ZM98 202V203H97ZM122 202V203H121ZM184 202V203H185ZM99 203H100V205H99ZM119 203V204H118ZM147 203V204H146ZM142 202V205L143 206H141L140 204H138V205H140L139 207H144V209H147V208H149L150 207V205H151V207L150 208H153V204H149L150 203V201H147V202ZM230 203L233 205V207L235 208V210H233V209H231L230 207H232V205H230ZM91 204V205H90ZM238 204H240V203H238ZM93 205H95L94 207H97L96 209L95 208H92L93 207ZM104 205H106V206H104ZM117 205V206H116ZM98 206L100 207V209L98 208ZM101 206H103V207H101ZM115 206H116V208H115ZM137 206V205H136ZM147 206V207H146ZM149 206V207H148ZM223 206H224V209L226 210H224L223 209ZM35 208L34 209V211L32 210V208ZM113 207V208H112ZM146 207V208H145ZM30 208H31V210H30ZM86 208V209H87ZM113 209V210H110V209ZM114 208H115V210H114ZM149 208V209H150ZM6 209V210H5ZM86 209H84V211L86 210ZM106 209H108V210H106ZM126 210V208H124V206L122 207V211L124 212L125 210ZM131 210H133L134 211V209H136L135 211H134V216L133 217H127V218H130L129 219V221L132 219V218H134L135 216H137V214L139 213L138 212V210H140V209H142V211L140 210V212H141V215H139V219H138V217H135L137 220H139L140 221V219H141V221L139 222V221H137V222H139V223H137V225H136V219L134 218L133 220H131L130 221V223H132V224H130L129 222H128V219H126V217L125 218H123V219H121L122 221H123V223L122 224H126V222H124L125 220H127V222L129 223V225L128 226H132V228H130V229H128V226H127V224L126 225H121L120 226V230H123L124 228H122V227H126L124 230H131V229H137V228H139L140 226H141V228H143L144 229V227H145V229L146 228H148V229H151V227H153L154 226V224H155V226L153 227V229H155V227L157 226V228H158V226H160L161 225V222H160V220H159V218H161V217H159V216H157L156 217V212L155 211H160V208H158V209H152V210H154V211H151V212H149V209H147L146 211H148L147 213H144V209L143 208H136V207H134L133 209L132 208H130ZM231 209V210H230ZM83 210V209H82ZM87 210V211H88ZM216 210H214L213 212H215ZM5 211V212H4ZM28 211V212H27ZM105 211V212H104ZM107 211V212H106ZM115 211V212H114ZM137 211V212H136ZM230 211H232V212H230ZM1 212H3L2 214H4V215H2L1 214ZM32 212V213H31ZM100 212H102V213H100ZM111 212H113V213H111ZM153 212V213H152ZM155 212V213H154ZM221 212V213H220ZM223 212V213H222ZM228 212V213H227ZM233 212H235V213H233ZM31 213V214H30ZM97 213V214H96ZM115 213V214H114ZM151 213H152V215H151ZM228 215H227V214ZM19 214V215H18ZM35 214H36V216H35ZM142 214H143V216H142ZM144 214H147L146 216L149 218V217H151L152 216V218L154 217V219L153 220H150V218L148 219L147 217H146V219H145V215ZM151 216H150V215ZM226 214V215H225ZM19 216V217H17L16 218V216ZM21 215V216H20ZM26 215V216H25ZM99 215H100V217H99ZM102 215H104V216H102ZM112 215L114 216V218H113V220L114 221H111L110 219H112V218H110V216L112 217ZM127 214L125 213L124 215H123V217L124 216H126ZM35 216V217H34ZM83 216V217H82ZM227 216V217H226ZM23 217H24V219H23ZM26 217V218H25ZM35 219H34V218ZM108 217H109V219H108ZM144 217V218H143ZM222 217V216H221ZM21 218V219H20ZM33 218V219H32ZM79 218H81V219H79ZM88 218H89V221H88ZM92 218V219H91ZM17 219H20V220H17ZM23 219V220H22ZM41 220V222H42V224H41V222H39V220ZM45 219V220H44ZM74 219H75V221H74ZM96 219V220H95ZM104 219H106V220H104ZM16 220V221H15ZM38 220V221H37ZM67 220H69V221H67ZM135 220V224H134V222H132V221H134ZM144 220H145V222L147 223V225L146 224H144L145 222H144ZM224 220V219H223ZM34 221V222H33ZM46 221V223H47V226L46 227H44L43 226V223ZM48 221V222H47ZM57 221V222H56ZM70 221H72V222H70ZM84 221H86V223L84 222ZM106 221H111L110 223H111V225L112 226H110V224L108 225V226H104V224H102V223H106ZM152 222V223H150V222ZM31 222V223H30ZM56 222V223H55ZM112 222H114V223H112ZM156 222V223H155ZM228 222V223H227ZM7 223V224H6ZM40 223V224H39ZM46 223H44V224H46ZM48 223H50L49 225L51 226V223L53 224L52 226L54 227V225L56 224V228L55 229H57L56 231H55V229L54 228H51L50 226L48 227ZM106 223V224H107ZM141 223V224H140ZM144 225H146V226H144ZM36 224V225H35ZM81 224H83V225H81ZM90 224H92L91 225V227L89 228L88 226H90ZM105 224V225H106ZM134 224V225H133ZM140 224V225H139ZM230 224L232 225V226H230ZM242 224V225H241ZM33 225V226H32ZM152 225V226H151ZM101 226L102 227H105V229L104 228H102V230L103 231H101L100 232V229H98V228H101ZM136 226H139V227H137L136 228ZM143 226V227H142ZM150 226V227H149ZM233 226H235L234 228H232ZM242 226V227H241ZM36 227V228H35ZM42 227V229L44 228V229H46V231L43 229V232L41 231L42 229H40ZM48 227V228H47ZM107 227V228H106ZM231 229H230V228ZM239 227V228H238ZM240 227L243 229V230H240ZM49 228H51V229H49ZM79 228H81V229H79ZM83 228H84V230H83ZM95 228V229H94ZM175 228V227H174ZM0 229V230H1ZM33 229H35L34 230V232H33ZM47 229H49V230H47ZM54 229V230H53ZM111 229V228H110ZM109 229V230H110ZM140 229V228H139ZM176 229V228H175ZM41 231V233H40V231ZM52 232H51V231ZM83 230V231H82ZM98 230H99V232H98ZM233 231H236V233L235 232H233ZM239 231V232H238ZM10 232V233H9ZM57 232V233H56ZM69 232V233H68ZM83 232V233H82ZM232 232V233H231ZM1 233L4 235H1ZM43 233V234H42ZM49 233V234H48ZM53 233V234H52ZM55 233V234H54ZM8 234V235H7ZM11 234V235H10ZM42 234V235H41ZM52 234V235H51ZM93 234H96V235H93ZM35 235H36V237H35ZM44 235V236H43ZM47 235V236H46ZM49 235V236H48ZM53 235H55L54 237H52ZM108 235V234H107ZM106 235V236H107ZM33 236V237H32ZM40 236H43V237H40ZM45 236H46V239H45ZM50 236H51V238H50ZM87 236V237H86ZM100 236V235H99ZM110 236V235H109ZM109 236H107V237H109ZM112 236V235H111ZM111 236L107 239V241L106 242H108V241H111L110 240V238H111ZM127 236H131L130 234H127ZM72 237V238H71ZM85 237L87 238V239H85ZM93 237V238H92ZM96 237H97V239H96ZM227 237V238H226ZM42 239L43 240V242L40 240V239ZM50 238V239H49ZM83 238H84V240H83ZM104 238H105V236H104ZM236 240H235V239ZM237 238H239V239H237ZM34 241H33V240ZM36 239V240H35ZM48 239V240H47ZM74 239V240H73ZM97 242V246L96 245H94V243H95V241ZM209 239H211V243H210V240ZM39 240V241H38ZM102 240V239H101ZM217 241V242H214L213 243V241ZM225 240V241H224ZM41 241V242H40ZM45 241V242H44ZM47 241H49V242H47ZM221 243L220 245H219V242ZM224 241V242H223ZM34 242H35V246L37 245V243H38V245L36 246V248L35 249H33L32 250V248H31V250L34 252L35 250L37 251H35V253H33L29 258H27V260H25L24 259V261H23V259L21 260L20 258L19 259H17V255L18 254H20L19 252H21L19 249H23V247L24 248H26V247H29V246H33L34 245ZM37 242V243H36ZM39 242H40V244H39ZM94 242V243H93ZM101 242V241H100ZM157 242V241H156ZM155 242V243H156ZM193 242H194V246H192V244H193ZM197 242H199V244L200 245H198V243ZM235 242V243H234ZM236 242H238V243H236ZM33 243V244H32ZM88 244V245H94V248L93 247H91V248H89L90 246H88L87 245V247H86V245H84V244ZM203 243H205V244H203ZM223 243V244H222ZM227 245H226V244ZM230 243H232V244H230ZM43 244V245H42ZM76 244V245H75ZM96 244V243H95ZM196 244L200 247L201 246V248H200V250H199V248H198V246H196ZM40 245H41V247H40ZM92 245V246H93ZM204 245H206V246H204ZM208 245V246H207ZM214 245V246H213ZM221 245H223V247L221 246ZM20 246V247H19ZM23 246V247H22ZM31 246V247H32ZM85 246V247H84ZM96 246V247H95ZM195 246H196V248H195ZM37 247H38V249L39 250H37ZM77 247H79V248H77ZM18 248V249H17ZM50 248V249H49ZM73 248H74V250H73ZM155 249L151 252V253H149L148 255H150V256H148V257H151V258H149L150 260L149 261H147V259L144 257V258H139L138 260H139V263L138 264H146V261H147V263L149 264V262L152 260V258L154 259V258H156V259H154V264H157V260H158V264L160 263V264H163L162 262H159V260H161L162 261V259H158V257L160 256V258H162V251H161V249H160V247H158V246H156V247H154ZM224 248V249H225ZM17 249V250H16ZM219 249L220 251H218V252H221V253H224V252H226L224 249ZM71 250H73V251H76V252H72ZM91 250H93V252L91 253V254H88V252L89 251H91ZM158 250H159V252H158ZM224 250V251H223ZM65 252L67 251V250H64ZM64 251H62L63 253H64ZM88 251V252H87ZM155 251H157V253L155 252ZM223 251V252H222ZM7 252L8 253H10V254H7ZM51 252V253H50ZM72 252V253H71ZM84 252V253H83ZM16 253V254H15ZM50 253V256L51 257H49V255H47V254H49ZM62 253V254H63ZM76 253V255H74ZM155 253V254H154ZM15 254V255H14ZM85 254V255H84ZM95 254H97L96 256H94ZM151 254L152 255H156V257H153V256H151ZM160 254H162V255H160ZM88 255H90V256H88ZM94 257H93V256ZM33 256V257H32ZM87 256V257H86ZM7 257H8V259H7ZM13 257H14V259H15V261H14V259H13ZM16 257V258H15ZM45 257H47V258H45ZM48 257H49V259H48ZM62 257V256H61ZM60 257V258H61ZM72 257V258H71ZM92 257V258H91ZM4 258H6L7 260L6 261H4L5 259ZM59 258V259H60ZM79 258V259H80ZM13 259V260H12ZM18 261H17V260ZM29 259V260H28ZM47 259V260H46ZM92 259V260H91ZM12 260V261H11ZM20 260V261H19ZM88 260H91V261H88ZM141 260V261H140ZM3 261V262H2ZM22 261V262H21ZM52 261V260H51ZM88 261V262H87ZM145 261V262H144ZM156 261V262H155ZM29 262V263H28ZM35 262V263H34ZM37 262V263H36ZM48 262V263H47ZM63 262H65V263H63ZM6 263H4V264H6ZM61 264V263H60ZM150 264H153V262H151Z\"/></svg>", "mask_w": 264, "mask_h": 264}]
</instances>
